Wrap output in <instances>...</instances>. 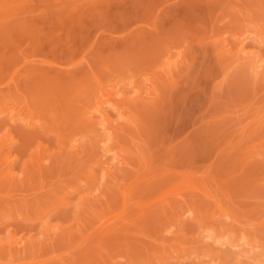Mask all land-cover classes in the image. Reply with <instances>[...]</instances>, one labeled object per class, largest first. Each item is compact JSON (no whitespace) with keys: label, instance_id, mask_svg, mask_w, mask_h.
<instances>
[{"label":"rangeland","instance_id":"obj_1","mask_svg":"<svg viewBox=\"0 0 264 264\" xmlns=\"http://www.w3.org/2000/svg\"><path fill=\"white\" fill-rule=\"evenodd\" d=\"M0 264H264V0H0Z\"/></svg>","mask_w":264,"mask_h":264}]
</instances>
